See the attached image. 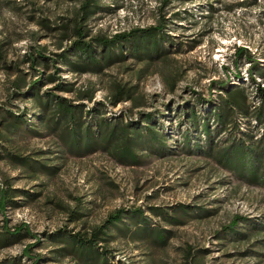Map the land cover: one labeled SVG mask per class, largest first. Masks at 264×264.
Instances as JSON below:
<instances>
[{
  "label": "rangeland",
  "instance_id": "374dc122",
  "mask_svg": "<svg viewBox=\"0 0 264 264\" xmlns=\"http://www.w3.org/2000/svg\"><path fill=\"white\" fill-rule=\"evenodd\" d=\"M84 3L0 0V264H102L79 240L107 264H264V184L217 158L239 140L264 153V0H95L86 19ZM81 28L101 64L74 53ZM57 97L78 106L89 145L73 142ZM229 97L247 115L231 108L217 134L211 114Z\"/></svg>",
  "mask_w": 264,
  "mask_h": 264
},
{
  "label": "trees",
  "instance_id": "16d2710c",
  "mask_svg": "<svg viewBox=\"0 0 264 264\" xmlns=\"http://www.w3.org/2000/svg\"><path fill=\"white\" fill-rule=\"evenodd\" d=\"M96 8L98 6L95 3V0H85V3L82 6V11L84 13V19L88 18L89 16L96 13ZM139 29L132 30L129 33L122 32L119 34H116L113 36L110 40H97V43L101 45L102 47H112V45L118 44L120 42H123L125 39L132 37L136 33H138ZM159 28H149L147 30H143L144 33L143 39L145 38L148 41L155 40V34L154 32H159ZM79 40L74 43V53L78 54L79 59H85L82 62L85 65L88 64H101L105 58H102L98 60L95 55H93L94 51V45L90 43L84 42V33L82 28L78 32ZM247 52L245 48H238L237 53L242 54ZM63 58V61L65 63H68L72 68L75 67L76 69L85 70V67H81L79 65H75V60L72 58H65L63 55L61 56ZM111 58V55L107 57V59ZM80 64V63H79ZM264 78V75H262ZM59 88H63L66 91H72L67 90V84L62 80V78H59ZM21 87L19 86L17 88V91H20ZM231 93H229L230 95ZM93 97H90L92 99ZM260 98L261 100H264V89H260ZM228 98L227 102L225 103V106L223 108V111L218 112L216 114L212 113L211 117H214V122H218V126L220 127L217 131V134H220L222 129L226 126H229L232 124V116L234 115L233 110L231 108L236 109L237 111H241L242 114L245 116L247 115V112L244 110V105L241 104L236 98ZM56 104L58 106V109L61 113L60 117L62 118V121H66L67 124L72 125L71 127L68 126L66 129L69 134H71V137H73V142L77 143L80 142L79 138L81 139V144L86 143L89 145L91 143V137L90 140L87 138L90 136L91 127H87L85 130V136H82V127H81V133L79 131L80 122L77 120L78 111H76V108L78 106L71 105L69 101H67L64 98H55ZM34 104H39V102H33ZM238 113V112H237ZM40 119V118H39ZM148 123H152V117L151 115L147 114L143 118ZM41 120L45 122V118L41 117ZM47 124V121L45 122ZM203 134L206 135L208 138V144L211 145L213 143L212 136H211V127L209 126V122L207 125L202 127ZM79 131V132H78ZM148 133L153 134V138L157 137L156 133L153 131V129H148ZM124 133L126 134V141L128 143L129 140L141 141L143 137V133L141 131L140 126H132L128 125L127 128L124 130ZM202 134V135H203ZM114 135V138L117 136L116 132L113 131L111 136ZM201 135V136H202ZM87 139V140H86ZM130 145L127 144V148ZM127 153H130L129 150H127ZM263 153V152H262ZM217 158H219L220 162L224 163L227 167H229L231 170L236 171V173L248 180L252 183H262L264 184V153L258 154L255 151V145L248 143L246 140L242 141H235L231 146L224 150H217ZM246 170V171H245ZM262 171V174L259 175V172ZM11 201V195L9 194V190L5 188H0V212L2 214L5 213V211L8 208V205ZM123 217V211H118L114 216H112L109 221L107 222L105 229H109V226H116V223H121ZM237 225V221L230 227V229H233ZM118 227V226H117ZM120 227V226H119ZM22 230V228L20 229ZM101 232V231H100ZM161 236V235H160ZM163 238V237H162ZM79 245H81V249L86 250L89 253H92L94 255V258L96 261L102 260V264H107L108 260L105 256H103L98 250H96V247L94 244V240L90 241H81L79 240ZM30 251V249H29ZM99 259V260H98ZM101 262V261H100Z\"/></svg>",
  "mask_w": 264,
  "mask_h": 264
}]
</instances>
